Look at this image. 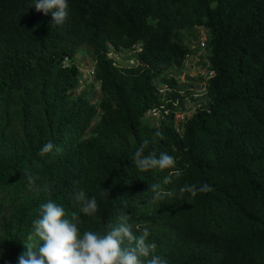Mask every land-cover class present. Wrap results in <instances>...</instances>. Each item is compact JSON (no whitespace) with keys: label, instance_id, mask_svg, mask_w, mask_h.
Returning <instances> with one entry per match:
<instances>
[{"label":"trees","instance_id":"1","mask_svg":"<svg viewBox=\"0 0 264 264\" xmlns=\"http://www.w3.org/2000/svg\"><path fill=\"white\" fill-rule=\"evenodd\" d=\"M67 4L57 26L34 0H0V264H18L48 200L81 217V234L106 233L121 216L136 235L148 228L167 264H264V0ZM198 24L208 39L191 47ZM87 51L90 62L76 59ZM194 63L196 75L186 72ZM191 78L204 80L195 107ZM143 140L145 154L166 152L175 168L139 171ZM48 142L53 151L39 155ZM25 174L50 192L30 189ZM204 183L213 190L180 193ZM81 189L97 200L93 217L79 212Z\"/></svg>","mask_w":264,"mask_h":264},{"label":"clouds","instance_id":"2","mask_svg":"<svg viewBox=\"0 0 264 264\" xmlns=\"http://www.w3.org/2000/svg\"><path fill=\"white\" fill-rule=\"evenodd\" d=\"M34 5L37 12L44 15L51 14V24L63 25L68 17L67 0H34ZM194 30V35L191 34L189 37L192 38L190 46L204 45L208 39L205 27L198 24ZM132 47V50L138 51L141 49V43L137 42ZM109 53L115 54L117 61H119L118 57L122 56L123 62L130 65L136 64V59L133 56L125 59L124 54L116 53L113 50ZM64 64H67V60H64ZM176 67H172L170 72L173 71L174 74ZM85 69L89 71L88 73H92L91 68ZM178 69L181 70L184 67H178ZM203 71L206 74V70ZM181 77L180 80L185 79L184 72L181 73ZM155 136L162 138L163 134L157 131ZM149 144V140H143L133 154L132 163L139 171L175 168V157L166 152L160 153L159 157L154 151H148L145 154L149 149ZM53 149L54 144L48 142L42 146L39 155L44 156L52 152ZM174 175L179 177L180 173L177 171ZM25 176L27 186L37 194L41 190L50 192L48 185H45L43 189L37 188L36 178L28 174ZM169 182H171V176L166 177L164 181V183ZM150 190L154 193V200H163L167 195L161 191L159 183L151 185ZM212 190V187L207 183L200 186L184 184L180 188V193H188L190 198H194L198 193L206 194ZM106 192L108 193V191ZM74 199L79 205L80 213L85 217L95 216L98 210L95 197L89 198L81 189L74 194ZM82 223L81 217L76 212H73L70 218H66L65 209L52 200L41 204L39 218L33 220L32 232L28 235L27 242H24L27 250L18 257V264H167L166 259L153 254L156 244L147 242L148 228L145 227L141 230L140 235H136L133 232L132 223L124 216L120 217L119 223L109 224V230L106 233L88 230L81 234L78 226ZM0 254H2V250H0Z\"/></svg>","mask_w":264,"mask_h":264},{"label":"rangeland","instance_id":"3","mask_svg":"<svg viewBox=\"0 0 264 264\" xmlns=\"http://www.w3.org/2000/svg\"><path fill=\"white\" fill-rule=\"evenodd\" d=\"M186 39H187V37H185V40ZM90 58H91V54L88 51L86 53L78 52L77 53V57H76L77 60H83V62H90ZM122 59H123L122 56L118 57V60L123 62ZM196 59L197 58L195 57L193 60H196ZM81 65H82V67H81L82 68V72L85 74V77H86L87 81H91L93 79V76L90 75V73H88L89 71L87 69H85L86 67L84 66V64H81ZM198 69H201V68L199 67V65H197V63H194V64H191V66L189 67V69L186 70V72L188 70H190L192 72V74L196 75L195 72L198 71ZM201 72H203V70ZM181 78L182 77H181V74H180L179 75V79H181ZM198 80H199L198 78H196L194 80H192V78H191V80L187 82L188 85L186 86V87L189 86L191 91L194 93L193 94L194 98L191 99L190 102H189L190 104L194 103V105L192 107H195V104H199V102L202 100V97L204 95L203 90H202V86H203L204 80L203 81H202V79L199 80V81ZM82 85H83V83L79 82V86L81 87ZM181 85H180L181 88H185V85H184V87H182ZM96 86H98V85L96 84ZM181 116H182V112L181 111H176V120H179L181 118Z\"/></svg>","mask_w":264,"mask_h":264},{"label":"built area","instance_id":"4","mask_svg":"<svg viewBox=\"0 0 264 264\" xmlns=\"http://www.w3.org/2000/svg\"><path fill=\"white\" fill-rule=\"evenodd\" d=\"M203 43V42H202Z\"/></svg>","mask_w":264,"mask_h":264}]
</instances>
